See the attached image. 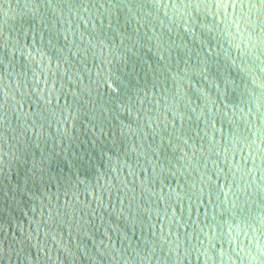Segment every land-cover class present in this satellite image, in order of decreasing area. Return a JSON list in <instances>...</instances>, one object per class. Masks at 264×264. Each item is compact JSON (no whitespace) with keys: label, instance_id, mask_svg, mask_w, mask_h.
<instances>
[{"label":"water","instance_id":"95a60500","mask_svg":"<svg viewBox=\"0 0 264 264\" xmlns=\"http://www.w3.org/2000/svg\"><path fill=\"white\" fill-rule=\"evenodd\" d=\"M0 264H264V0H0Z\"/></svg>","mask_w":264,"mask_h":264}]
</instances>
